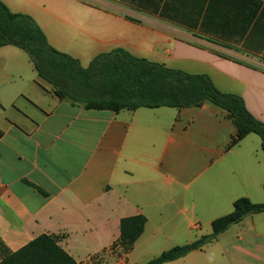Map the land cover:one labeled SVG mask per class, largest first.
<instances>
[{"label": "crops", "instance_id": "crops-1", "mask_svg": "<svg viewBox=\"0 0 264 264\" xmlns=\"http://www.w3.org/2000/svg\"><path fill=\"white\" fill-rule=\"evenodd\" d=\"M1 1L33 17L50 45L85 69L123 49L209 76L264 122V0H68L51 17L39 0ZM234 134L210 103L86 110L39 78L0 80V242L16 252L41 235L58 237L80 264L120 238L122 219L141 215L145 231L122 264L193 244L237 200L264 204L262 140L252 133L230 146ZM164 264H264V213Z\"/></svg>", "mask_w": 264, "mask_h": 264}, {"label": "trees", "instance_id": "trees-1", "mask_svg": "<svg viewBox=\"0 0 264 264\" xmlns=\"http://www.w3.org/2000/svg\"><path fill=\"white\" fill-rule=\"evenodd\" d=\"M140 5L153 0H133ZM8 46L25 51L38 78L73 106L86 110L135 111L140 108H200L210 103L222 111L235 128L230 146L249 134H257L264 150V122L255 118L241 96L220 91L207 75H193L138 58L123 49L98 55L83 68L80 61L52 47L36 20L14 13L0 0V49ZM40 190V189H39ZM41 191V190H40ZM264 213V204L241 198L232 213L212 223V233L193 244L175 247L146 264H164L186 256L215 240L246 217ZM144 216L121 220L120 238L102 253L80 264H116L126 257L143 235ZM0 264H78L60 245L59 238L41 235L20 250L11 252L0 242Z\"/></svg>", "mask_w": 264, "mask_h": 264}, {"label": "rangeland", "instance_id": "rangeland-1", "mask_svg": "<svg viewBox=\"0 0 264 264\" xmlns=\"http://www.w3.org/2000/svg\"><path fill=\"white\" fill-rule=\"evenodd\" d=\"M39 3L42 8L51 13H46L48 16L59 15L60 12L67 11L69 7L68 0H39ZM8 47L18 52V55L9 54L5 57L0 55V80H38L28 54L17 47Z\"/></svg>", "mask_w": 264, "mask_h": 264}, {"label": "built area", "instance_id": "built-area-1", "mask_svg": "<svg viewBox=\"0 0 264 264\" xmlns=\"http://www.w3.org/2000/svg\"><path fill=\"white\" fill-rule=\"evenodd\" d=\"M123 259H124V258H123ZM123 259H122V260H123ZM120 261H121V260H120ZM122 263H123V261H121L120 263H117V264H122Z\"/></svg>", "mask_w": 264, "mask_h": 264}]
</instances>
